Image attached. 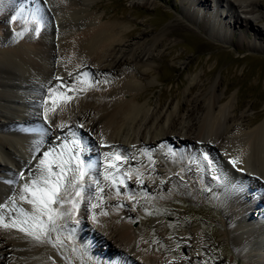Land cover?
<instances>
[{"label":"bare ground","instance_id":"1","mask_svg":"<svg viewBox=\"0 0 264 264\" xmlns=\"http://www.w3.org/2000/svg\"><path fill=\"white\" fill-rule=\"evenodd\" d=\"M220 1L227 4V10L216 3L218 0H192L191 12L197 17L201 6L210 2L215 8L210 16L220 19L225 11L224 17L232 19L233 24H245L255 37L262 36V29L254 26V16L264 22V14H257L264 0ZM132 2L133 6L152 4V0ZM96 7L95 0H0V204L6 205L0 209V264H189L174 261L172 249L139 238H145L147 231L136 230L128 221L130 212L122 207L127 200L117 195L110 178L115 175L113 165L119 163L121 170L127 171L122 177L123 186L118 187L121 194L135 196L137 202L143 201L147 193L170 200L169 192H174L175 187L172 183L166 188L163 185L178 173L175 170L173 174L168 166L181 165L182 173L200 177V169L205 166L202 153H208L214 161L213 173L223 177L212 182L217 193L213 200L222 209L226 220L222 227L227 229L235 251L250 256L256 264H264V243L260 241L264 239V223L257 224L260 217L256 216V220L253 215L255 209L258 215L264 210V113L238 115L241 102L218 105L224 97L213 91L208 92V99V93H200L188 100L191 107L185 113L181 111L187 102H177V113L173 108L160 115L156 111L157 106L163 105L160 96L154 109L149 110L151 104L140 102L146 98L145 89L151 83L142 90L138 80L146 79L151 71L149 61L155 60L152 48L162 39L149 42L141 34L128 41L125 38L133 36L138 27L131 29L116 19L105 20L104 13L94 12ZM232 9L244 16L234 14ZM14 16L19 19L13 20ZM214 33L217 38L223 36L219 28ZM59 78H63L67 88L57 87ZM197 109L202 112L196 117ZM56 125L64 130L59 143L56 137L61 132ZM244 126L250 128L244 130ZM31 127L36 130L33 134ZM72 133L84 145L88 141L95 146L84 152V158L94 155L98 160L92 172L98 176L103 197H89L87 192L77 198L81 184L77 188L68 185L67 191L62 190L68 203L53 205L55 225H49L50 234L36 232L43 240L37 242L34 236L18 229L24 227L27 231L35 223L31 217L38 214V189L43 187L36 183L42 179L39 159H45L46 165L67 159L60 153L65 147L72 148ZM102 141L115 147H99ZM167 144L178 148L175 158L164 150ZM48 149L55 151L44 157L43 152ZM141 149L154 152L144 155ZM122 150H131L133 155L117 161L118 154L126 155ZM105 152L109 155L105 156ZM230 158H239V168L233 169L228 163ZM130 166L138 168L133 170ZM100 171L108 175L107 180ZM150 171L159 175V182L150 185ZM225 172L233 174V178L227 179ZM144 174L148 179L136 180ZM76 176L78 173H69L68 181ZM205 181L210 183L208 177ZM26 182L27 192L23 190ZM95 188L89 182L83 187L85 191ZM33 192L37 204L30 202ZM72 201L77 204L76 212L65 215L71 212ZM90 205L96 208H89ZM190 234L177 245L191 242V247L197 249L202 235L198 230ZM161 251H169V255L157 254ZM196 257L192 254L184 258L196 263Z\"/></svg>","mask_w":264,"mask_h":264},{"label":"rangeland","instance_id":"2","mask_svg":"<svg viewBox=\"0 0 264 264\" xmlns=\"http://www.w3.org/2000/svg\"><path fill=\"white\" fill-rule=\"evenodd\" d=\"M95 1L98 7L94 9V12L96 14L104 13L105 20L116 19L131 29L138 27V31L133 36L125 38L126 40L139 38L141 34H145L149 42L159 38L162 39V43L152 48L155 60L149 61V64L153 69L151 68V71L145 77L146 79L143 81L138 80L142 90L146 88V83H151L149 89H145L146 98H143L140 102L141 104H151L149 110L154 109L160 96L163 105L156 107V111L160 115L165 111H171V109H175L174 113H177V102H187V105H184L185 111H181V113H185L191 107L188 100L200 93L207 94L213 91L224 97L218 105L223 106L231 101L241 102L240 111H237L238 115L243 112L252 117L256 111L264 113V22H259L256 19L258 15L254 16V26L260 28V30L262 29L263 34L260 37H255L251 27L240 23L233 24L232 19L227 16L224 17L225 11L220 18L222 20L218 19V16L216 18H214V15L210 16L209 13H214L213 9H215L210 2H208V6H201L200 12L195 17L192 14L193 11L191 12V9H193V6H191L192 0H152L151 5L140 3L138 6H133L132 0ZM216 3L226 6L225 9H228L224 1L218 0ZM231 11L234 14L244 16L243 13L235 11V9ZM257 14H264V1L263 7ZM218 28L223 36L219 37L218 35L217 38V36H214L216 35L214 31ZM169 30L175 32L172 34L169 33ZM215 82L217 83L216 87L214 86L211 89ZM143 84L145 87H142ZM192 85L194 87L191 89ZM225 91L226 93H224ZM210 93L207 94V99L210 97ZM253 103L256 104V107L252 106ZM199 104L202 105L203 102L199 101ZM168 105L169 107H167ZM201 112V109H197L194 115L197 117ZM248 128L250 126H244L243 129ZM29 129L33 134L35 129L32 127ZM76 136H74V140H76ZM87 146L91 151L94 150L95 146L91 145V142L87 141ZM164 147L165 151L167 150L170 155L176 157L177 147L168 144ZM155 148L157 146L152 147V150ZM152 150L141 149L139 151L144 155H151V152H154ZM124 153L126 155L120 153L117 156L121 155V160L126 159L127 155L132 154V151L125 152L122 150V154ZM87 156L85 163L91 164L93 167L88 169L85 177L81 180L83 182L80 181L81 188L79 191L82 194L88 192V196L94 195L96 198H101L103 197L102 187L97 174L94 175L92 172L94 166L97 167L98 160L94 155ZM100 160L103 161V159ZM185 160L189 161L188 159ZM176 163L181 164L180 161H176ZM149 164L152 166L151 163ZM206 164L207 162L204 161L205 166L200 169V177L192 176L187 171L182 173L180 170L181 165L168 166L169 171H172L173 174L176 171L178 173L175 178H167L166 183L163 185L166 188L168 184L172 183L171 185L175 187L174 192L173 190L169 192L171 194L170 200L151 197V194L147 193L143 196V201L137 202L134 200L135 196L130 195L127 197L121 194L118 187L119 185L123 186L122 177L124 172L127 173V171L121 170L122 165L119 163L113 165L115 175L110 180L117 187V195L127 200L122 207L130 212L127 218L128 221L136 230L147 231L145 238L142 236H139V238L143 242L151 241L155 246L172 249L174 261L189 264H256L250 256L235 251L227 229L222 227L225 225L226 220L222 209L216 206L213 200V197L217 194L214 190V183H212L215 180L214 170L213 168L208 169ZM102 165H106V162ZM152 167L161 169L159 165L153 164ZM131 168L135 170L138 167L130 166ZM150 172H152V176H150ZM150 172L147 173L152 181H150V185L153 182H159V175L155 173L154 176V172ZM99 173L100 175H106L103 171ZM128 173H130V170ZM148 175L138 176L136 180L145 181L148 179ZM207 177L210 183L205 181ZM248 181L250 184V180ZM87 182L95 184L96 188L85 191L83 187ZM261 196H264V194L262 193ZM141 197L140 199H142ZM93 206L90 205L89 208H94ZM253 215L254 218L256 216L257 218L260 217V220L255 218L257 224L264 223V210H261L258 215V210L255 209ZM84 228L88 227L85 226ZM193 230H198L202 235L197 249L191 247V242L177 245L180 240L183 241L191 237L189 235ZM263 240H260L262 244L264 243ZM60 243V246L63 247V241ZM77 247H79L78 244ZM157 254L168 256L169 251H161ZM192 254L197 255L196 263L189 258H184ZM176 255H181L183 258ZM262 261H264V257Z\"/></svg>","mask_w":264,"mask_h":264},{"label":"snow or ice","instance_id":"3","mask_svg":"<svg viewBox=\"0 0 264 264\" xmlns=\"http://www.w3.org/2000/svg\"><path fill=\"white\" fill-rule=\"evenodd\" d=\"M39 10L37 9L33 15H37ZM13 20L19 19V17L14 16L12 18ZM18 35H23V33H18ZM71 75V74H70ZM60 79V84L57 85L58 88L63 87L67 88L68 85L65 84L63 81V78ZM52 93L49 92V96H51ZM62 99H70L69 97H62ZM57 129L60 130L61 136H57L56 140L57 142H61L62 136H63V129L60 128L59 125H56ZM79 128H83V125H78ZM73 136H75V133H72ZM66 139V138H63ZM198 143H203L202 141ZM99 147H105V148H113L115 146L106 145L101 142ZM90 150L88 146L84 145L79 139L72 141V148L69 150L65 147L64 151L60 153L61 156H67V159L61 160L60 163L55 165H46L45 159H39V165L40 171L42 173V179L41 181H38L36 183H42L43 187L38 189V191L41 193L39 197V203L37 205V213L34 214L31 217V220L34 221V224H31L27 231L26 228L21 227L18 230L21 232H26L28 236H34V239L37 242H43L41 235H36V232H39L41 234H50L52 231V228L49 227V225L54 226L55 225V216L56 212L53 208V205H63L64 203H68L67 200L63 199V191H67L68 185L70 184L71 187L77 188L80 186V181L83 180V178L86 175V172L89 168L93 167L91 164L85 163L84 158V152ZM55 149H48L43 152L44 157H48L51 155ZM70 152V154H69ZM105 156H108L109 153L105 152ZM202 159L203 161L207 162L206 167L208 169L215 168V163L211 159L210 155L208 153H202ZM117 161L121 160L120 156L116 157ZM228 163L233 167V169L239 168L240 161L239 158H230ZM243 171V169H240ZM71 173L74 176L76 173H78V176L72 181H68V174ZM22 177L24 174H21ZM29 175H31V172H29ZM108 179V176L105 175V180ZM217 179H223L222 176H218ZM67 181V183H66ZM23 190L25 192L29 191V184L26 182L24 184ZM82 195L81 191L76 192V197L79 198ZM34 199L31 200V203L37 204L36 192H33ZM23 199V197H22ZM6 205L0 204V209H4ZM96 207L95 205L93 206ZM77 209V204L75 201L71 202V212L65 213V215H71L72 213H75ZM11 215V213H10ZM47 217V219H44V217ZM78 222V221H77ZM22 224H26V221H21ZM4 227H8L7 224L4 225ZM33 229L35 231H33Z\"/></svg>","mask_w":264,"mask_h":264}]
</instances>
